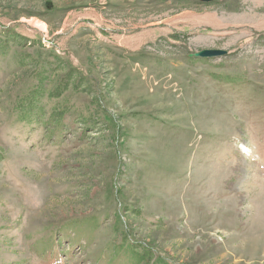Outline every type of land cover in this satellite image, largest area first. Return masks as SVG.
I'll return each mask as SVG.
<instances>
[{"label": "rangeland", "instance_id": "rangeland-1", "mask_svg": "<svg viewBox=\"0 0 264 264\" xmlns=\"http://www.w3.org/2000/svg\"><path fill=\"white\" fill-rule=\"evenodd\" d=\"M263 203L264 0H0V264H264Z\"/></svg>", "mask_w": 264, "mask_h": 264}, {"label": "water", "instance_id": "water-1", "mask_svg": "<svg viewBox=\"0 0 264 264\" xmlns=\"http://www.w3.org/2000/svg\"><path fill=\"white\" fill-rule=\"evenodd\" d=\"M202 1L204 3H208L211 2L212 0H202ZM226 54L227 52L223 49H205L189 54L188 56L194 58H218Z\"/></svg>", "mask_w": 264, "mask_h": 264}, {"label": "bare ground", "instance_id": "bare-ground-1", "mask_svg": "<svg viewBox=\"0 0 264 264\" xmlns=\"http://www.w3.org/2000/svg\"><path fill=\"white\" fill-rule=\"evenodd\" d=\"M34 25H35L36 27L42 29V30H45V25H43V24L36 23V24H34ZM244 151H245V154L248 155V150H247L246 148H244ZM263 204H264V203H263ZM263 214H264V213H263Z\"/></svg>", "mask_w": 264, "mask_h": 264}]
</instances>
